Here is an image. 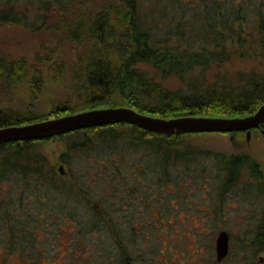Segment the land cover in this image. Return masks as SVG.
I'll return each instance as SVG.
<instances>
[{
  "label": "trees",
  "instance_id": "1",
  "mask_svg": "<svg viewBox=\"0 0 264 264\" xmlns=\"http://www.w3.org/2000/svg\"><path fill=\"white\" fill-rule=\"evenodd\" d=\"M89 1L95 0H0V25L47 32L58 45H77L85 53L72 74V87L83 101L79 110L56 103L49 114L22 115L0 104V128L102 105L167 119L245 117L264 105V74L229 67L235 59L264 58V0H119L118 5L108 0L93 19L83 20L76 13ZM44 49L49 54H37L33 63L0 50V87H16L33 69L30 95L40 97L46 89L40 68L55 58L53 49ZM49 69L57 73V82L66 71L64 63ZM169 79L180 86L168 87ZM186 135H160L128 123L69 132L58 136L70 139L59 158L68 174L36 152L49 139L0 145V248L27 264L39 263L47 251L41 236L56 241L59 233H68L70 253L79 255L78 247L89 251L93 241H105L106 257L99 264H134L140 253L135 221L140 214L131 205L141 197L151 209L143 181L164 179L193 161L194 154L179 144ZM220 164L226 173L224 189L234 190L244 176L264 194V174L256 159L230 154ZM261 216L249 242V264L264 251ZM131 244L135 253L128 250Z\"/></svg>",
  "mask_w": 264,
  "mask_h": 264
},
{
  "label": "rangeland",
  "instance_id": "2",
  "mask_svg": "<svg viewBox=\"0 0 264 264\" xmlns=\"http://www.w3.org/2000/svg\"><path fill=\"white\" fill-rule=\"evenodd\" d=\"M110 1L119 4V0ZM110 3L108 0L89 1L76 14L81 15L83 20H91ZM114 16L116 20L119 19V15ZM45 47L55 51V58L40 68L46 81L44 93L37 99L31 97L30 79L34 71L32 69L27 79L16 87H0V104L9 108V112L17 109L22 115L42 116L49 114L56 103L77 110L83 106V101H80L82 97H79L81 94L76 93V88L72 87L75 66L83 62L85 57L81 48L77 45H58L47 32L32 33L18 25H0V50L3 53L16 59L25 57L33 63L37 54H49ZM55 63H64L66 68L59 82L56 79L57 73L49 69ZM229 67L233 72L255 70L264 74V58L235 59ZM165 84L170 88L180 86L175 79H169ZM108 107L116 106L102 105L95 109ZM69 140L60 139L58 136L51 138L39 144L36 152L44 155L49 164L55 166L58 171L64 169L68 174L69 167L63 166L59 158ZM179 144L194 154L193 161L186 164L185 168L179 165L164 179L154 176L147 183L143 181V186L147 185L148 189L142 191L149 195L147 200L151 202V209L143 205L141 197L137 198L136 203L130 204L134 212L140 214V217L136 216L135 219L138 228L136 244H139L136 245V252L140 253L134 264H249L248 259L253 251L249 242L261 224L264 194L260 195L259 188L251 186L249 178L247 180L244 176L234 190L224 189L226 173L221 167L220 158L230 154H247L252 160H257L264 174V129L252 131L250 135L246 132L189 134L184 136ZM67 176L66 179L70 180ZM250 191L254 193H249ZM50 219L55 220L52 217ZM56 223L55 220L57 232ZM122 224H126L125 221H122ZM223 230L230 235V253L224 261L218 263L216 240ZM61 234L56 237V241H45L42 235V245L47 247V251L43 253L39 263L31 264H99L98 261L106 257V250L103 249L106 248L107 242L104 240V244H101V241H93L88 245L89 251L78 247L77 251L80 252L77 255V252L68 251L72 237L68 233ZM52 246L55 249H52ZM133 249L135 248L131 244L128 250L135 253ZM4 260H9L12 264H27L25 258L19 255L9 256L0 248V261ZM255 264H264V251L256 256Z\"/></svg>",
  "mask_w": 264,
  "mask_h": 264
},
{
  "label": "water",
  "instance_id": "3",
  "mask_svg": "<svg viewBox=\"0 0 264 264\" xmlns=\"http://www.w3.org/2000/svg\"><path fill=\"white\" fill-rule=\"evenodd\" d=\"M128 123L160 135L197 133H237L259 128L264 123V105L245 117L185 116L154 117L126 107L84 110L63 117L47 119L22 126L0 128V145L12 141L47 140L81 129ZM230 252V235L223 230L217 236L216 253L223 261Z\"/></svg>",
  "mask_w": 264,
  "mask_h": 264
},
{
  "label": "flooded vegetation",
  "instance_id": "4",
  "mask_svg": "<svg viewBox=\"0 0 264 264\" xmlns=\"http://www.w3.org/2000/svg\"><path fill=\"white\" fill-rule=\"evenodd\" d=\"M229 253H230V252H229ZM216 256H217V253H216ZM227 257H228V256H227ZM227 257H226V258H227ZM226 258H225V259H226ZM225 259H224V260H225ZM224 260H223V261H224ZM217 261H218V259H217ZM218 262H222V261H218Z\"/></svg>",
  "mask_w": 264,
  "mask_h": 264
}]
</instances>
